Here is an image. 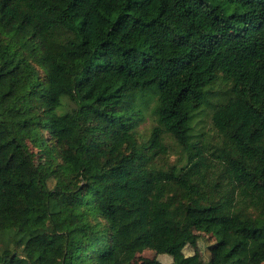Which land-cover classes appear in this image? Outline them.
I'll return each instance as SVG.
<instances>
[{
	"label": "trees",
	"instance_id": "1",
	"mask_svg": "<svg viewBox=\"0 0 264 264\" xmlns=\"http://www.w3.org/2000/svg\"><path fill=\"white\" fill-rule=\"evenodd\" d=\"M0 245V264L263 263L264 0H0Z\"/></svg>",
	"mask_w": 264,
	"mask_h": 264
},
{
	"label": "rangeland",
	"instance_id": "2",
	"mask_svg": "<svg viewBox=\"0 0 264 264\" xmlns=\"http://www.w3.org/2000/svg\"><path fill=\"white\" fill-rule=\"evenodd\" d=\"M61 105L58 107L59 112H64L73 106L68 98L61 99ZM147 122H142L138 127L143 129ZM198 132H204L211 134L213 131L209 116L204 114V117L199 118V124L197 125ZM29 150L31 152L32 158L36 165L41 166L44 162V155L40 152V145L35 140L28 141ZM171 160L175 159V155L170 156ZM217 241V238L212 233H204L198 230H194L192 236L190 237V241L188 245L183 249L185 254L192 253L195 248L198 250L201 257L204 261L209 259V250L208 246L213 245ZM0 248L2 246L0 245ZM159 260L160 262L167 264L173 261V257L169 254H158L156 248L153 247H145L143 250L137 252L135 256L127 262V264H151L155 260ZM261 264H264L261 263Z\"/></svg>",
	"mask_w": 264,
	"mask_h": 264
}]
</instances>
